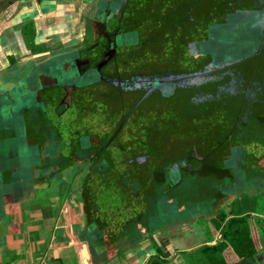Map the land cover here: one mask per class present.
Masks as SVG:
<instances>
[{"label":"flooded vegetation","instance_id":"obj_1","mask_svg":"<svg viewBox=\"0 0 264 264\" xmlns=\"http://www.w3.org/2000/svg\"><path fill=\"white\" fill-rule=\"evenodd\" d=\"M165 3L182 10L181 15L163 21L171 25V30L182 31V35L172 31L156 36L152 33V27L157 25L152 21L168 17L171 8L165 15L145 11L153 7L159 10ZM89 10L87 0L79 23L73 21L76 24L74 34L70 40L66 34L59 39L60 46L68 42L79 50L92 47L87 57L91 66L98 67L110 52V43L116 42L118 36L126 31L123 24L140 21L141 26L148 24L150 29L146 33L140 31L138 46L141 40L148 42L147 53L156 57L155 63L144 67L146 76L142 77V73L137 71L140 76H135V81L141 78L142 81L131 86H140L141 94L137 92L125 102L130 105L131 111L143 107L139 115L124 113L119 119L111 113V109L103 119L95 118L92 113H76L68 116L71 125L60 122V131L72 128L73 134L71 139L68 136L66 142L61 143L64 136L62 131L57 130L59 145L55 149H68L72 159L70 161L59 155L66 164L58 171L60 177L57 174V178H60L57 183L59 189L51 190L48 196L57 200L68 198L70 211L76 209V213H82L80 204L84 197L93 195L88 183L92 181L93 184L96 178L102 180L93 170L100 166L102 158L107 167L113 165L107 181L122 176L115 173L117 166L140 169L138 175L144 174L142 179L153 176L157 183L165 174L172 173L176 177L177 172L184 175V181L177 184L174 179L170 180V186L162 194L157 193L158 199L183 197L193 212L191 219L182 223V232L152 231L142 241L149 239L159 248L165 240L171 241L176 236L185 239L192 245V249L184 251L185 264H191L193 258L190 256L199 251L202 256L193 260H200V264H264V137L255 135V125L250 122L254 112L264 115V0H122L119 13L108 21L106 18L103 24L108 23L102 29L92 26L97 20H92ZM182 15L185 17L180 19ZM147 16L150 18L143 21ZM147 34L154 36L148 37ZM179 36L182 37V46L178 43ZM163 40L168 42L162 43ZM119 55L121 50L118 49ZM128 55L131 56L130 53ZM115 60H109L100 69L105 73L115 69ZM116 70L119 71V68ZM159 75L164 77L154 82L153 78ZM144 88L147 90L142 93ZM158 89H169V93L163 95ZM70 90H66L65 100L62 95L64 89L60 87L55 90L56 95H45L44 101L48 105L68 102L76 108H85V101L79 104V99H85L84 92L76 90L70 93ZM214 90L215 94L212 93ZM256 93H260L262 105L251 108L249 103L256 102ZM142 97L145 98L144 104ZM129 100H135L134 104ZM153 106L160 111L166 108L172 112L178 107L179 117L184 118V122L176 124L178 128L183 127L180 128L185 138L182 147L155 144L156 141L171 138L163 132L164 124L158 122L159 114L154 117L149 115ZM147 122H151V125L147 126ZM144 128L146 132L141 133ZM82 129H85L83 135ZM133 129H136L138 140L144 138L151 146H142L138 142L135 148H130L129 139L124 138L129 131L131 138ZM25 137L29 144L36 142L39 148L46 146L45 140L43 146L37 135L35 139L32 138L27 125ZM79 149H87L81 158ZM152 149L177 151L172 154L171 162L168 161L171 155H167L165 162L159 160L158 153ZM15 171L13 168L7 173L9 179L15 178ZM206 174L214 181L206 182ZM53 177L56 175L45 178L38 171L35 172V183L46 184L48 180L46 188L49 185L52 188L51 185L55 183ZM83 177L85 180H82ZM23 197L25 194H22ZM202 199L203 204L208 203V206L199 212ZM12 216L8 215L7 225L11 223ZM60 221L65 224L64 219ZM215 231L217 236L213 240L206 239V235ZM193 241L198 243L194 244Z\"/></svg>","mask_w":264,"mask_h":264},{"label":"water","instance_id":"obj_2","mask_svg":"<svg viewBox=\"0 0 264 264\" xmlns=\"http://www.w3.org/2000/svg\"><path fill=\"white\" fill-rule=\"evenodd\" d=\"M121 4L122 0H90L89 14L92 20H97L92 26L97 29L104 28V25H107V21L110 17L119 13ZM106 18L107 21L103 24ZM139 22L133 21L128 25L123 24V28H125L126 31L122 32V34L120 33L121 35L118 36L116 42L113 41L110 43L111 50L110 52H107L105 58L98 67L91 66L90 58L87 57L89 49H92V47L79 50V48L65 44L59 49L31 54L28 57L20 59L12 65L9 64L8 67H4V69L0 70L1 142L8 146V138L11 134V129H13V122L19 123L20 121H23L24 134H26L27 125L32 138L35 139L37 135L38 139L40 138L42 145L44 146V140L46 144L45 148L40 146V149H35L37 154L35 158L31 159V163L28 166L30 172L29 177L22 172V168L15 164L14 156L16 155H13V152H10L11 149H4V151L0 152V217H5L8 207L14 206L23 201L22 194L25 193L28 198H30V194H36L35 191L39 189L40 186V184L35 183L36 169L48 168L47 164L49 158L58 154L71 161L72 158L70 155L65 156L63 154L64 149H61L60 151L57 150L58 152L48 149L49 147L55 149L59 144L57 143V146H54L50 137H48V139L46 138L45 133L47 131L56 134L57 130L60 131V122L71 125L72 122L68 116L76 113L79 115L92 113L95 118L103 119L105 118L104 114L111 112L112 109L113 112L111 113L116 114L117 118L120 119L124 113L119 112V106L127 104L125 102L128 101L130 97H134L135 93L138 92L141 94L142 88H139L140 86H131V84L142 81V78L135 81V76L136 78L140 76L137 74V71L142 73V77L146 76L144 74V67L152 62L155 63V58H149L146 56L148 50L147 47L145 49L143 47L141 50V47L138 46L140 31H143V29H146V31L150 29L148 24L141 26ZM172 32L182 33V31L174 30ZM126 34H130L131 37L128 42H126ZM165 42L168 41H162V43ZM143 45H145V42H143L142 46ZM118 49L121 50V55L119 56ZM140 52H142L141 56L138 55ZM128 53H133L134 56H130ZM109 60H115L117 62L115 63L119 68V71L116 70L117 67L115 69H109L107 73L100 69L108 64ZM163 77V75L154 77V82H157L158 79ZM60 87L64 89V92L62 93L64 100L67 98L64 95L69 88H71L70 93L76 90H78V92H87L86 95L83 93L85 99H79V104L81 101L87 103L85 108L83 106L76 108L68 102H55L48 105V103L44 101V96H52L55 93V90ZM145 90L147 89L144 88L142 93ZM158 90L162 91L161 93L163 95H168L169 93V89ZM92 93H95L96 96ZM98 93H101V95ZM212 93L215 94V90ZM88 94L90 98H86ZM97 94L98 98H96ZM244 95L247 94L245 93ZM255 98L256 102H250L249 107L254 108L255 106L262 105L260 93H256ZM144 99L145 98L142 97L143 104ZM99 100H101V103H99ZM134 102L135 100H129V103L131 104H134ZM139 102H141V99ZM87 105L90 106V110H88L89 106L87 107ZM135 106H138V104H135ZM74 109H77V111ZM39 112L42 113V115H38ZM127 113L129 114L130 112ZM57 115L59 117H56ZM61 131L60 132L63 136H70L71 139L73 134L72 128H64L61 129ZM7 133H9V135H7ZM48 143H50L49 147H47ZM35 146L39 147L38 143L35 142ZM82 150L84 149H79V152ZM176 151L177 149H175L173 153H170L166 149H158L156 152L158 153L159 160L161 159L165 162L167 161V155H171L168 157V161L171 162V158L173 157L172 154ZM63 162L66 164L65 161ZM100 163V166L94 167L93 170L95 171L96 176L100 175L102 177V180H97L96 178L93 180V184H91L92 181L88 183V187L91 188L93 195L91 196L88 194L85 196L83 203L80 204V207H83L81 215L82 217L84 216L83 222L85 223L86 228L91 225V221H89L86 214L87 210H89L88 208H92L95 211L107 208L104 207L99 200L107 206L113 204L112 206H117L118 208L119 203L116 200L121 198L124 199L127 193L134 196L133 198L136 200L134 203L139 207V209H137L138 212L133 218L127 220L123 224V231L121 232L124 233L125 231L128 238L132 234V243L142 240L146 233L158 230L169 231L170 228L177 229L180 224L191 219L193 212L189 209L188 204H186L183 197H175L172 200L169 197L162 200L158 199V195L170 186V180L174 179L177 184H181V182L184 181V175L177 172L176 177L171 175L172 173L165 174L164 177L160 179V182L157 183V179L153 176H146L142 179L141 177L144 176V174L138 175L141 173L140 169L133 170V168L129 166H117L114 171L116 174H122V176L117 179H112V181H115L119 185V188L111 190L112 188L108 189L107 185L112 182L109 180L107 181V178L110 172H112L113 165L107 167L103 158ZM13 168L17 171H15V178L9 179L7 173L13 171ZM206 179V182L214 181V179L208 175L206 176ZM26 184L29 185L26 186ZM147 189L149 190L147 191ZM106 193H109L110 196L111 194L115 196V200L112 201L114 203H110V201L109 203L106 202L104 199L106 198L104 196ZM75 201L78 203L77 199ZM200 203L201 206L199 212L206 209L208 206V203L204 202L203 204V199ZM191 207L196 209L194 205H191ZM73 224L75 225L76 223L73 222ZM84 244L82 245L86 247L87 243L84 242ZM51 264H61V261H56Z\"/></svg>","mask_w":264,"mask_h":264},{"label":"crops","instance_id":"obj_3","mask_svg":"<svg viewBox=\"0 0 264 264\" xmlns=\"http://www.w3.org/2000/svg\"><path fill=\"white\" fill-rule=\"evenodd\" d=\"M86 4L87 0H0V70L31 54L69 45L60 46L59 39L66 34L70 40L76 29L73 21L79 23ZM38 43L46 47L34 51ZM45 185L40 184L39 189ZM133 197L127 193L124 199H117L118 208L113 204L99 211L88 208L92 226L86 228L82 213L70 211L68 198L37 194L28 198L25 194L22 202L8 207L5 217H0V264H171L175 260L185 264L184 251L192 245L183 238L165 240L156 248L149 239L132 243V234L128 238L125 231L121 233L123 224L138 212ZM104 199L108 203L115 200L111 196ZM180 229L182 224L170 228L174 233ZM216 236L215 231L209 240Z\"/></svg>","mask_w":264,"mask_h":264},{"label":"rangeland","instance_id":"obj_4","mask_svg":"<svg viewBox=\"0 0 264 264\" xmlns=\"http://www.w3.org/2000/svg\"><path fill=\"white\" fill-rule=\"evenodd\" d=\"M170 8H171V12H170V15L168 17L159 18V19H162L160 21H156V20L152 21L153 23H157V25H154L152 27L155 36L160 34L161 32H168V31L171 32V31H173V30H171V25L169 23H164L163 21L164 20H168V19H170V18H172L174 16L181 15L182 10L180 8L173 7L171 3H165L159 10L154 9V7H153L151 10L145 11L146 13H149V14L152 13V12H157V13H159L161 15H165V14H167L170 11ZM174 9H176V10H174ZM184 17L185 16L182 15V16H180V19H182ZM149 18H150V16L144 17L143 21H147V20H144V19H149ZM46 33H44L42 35H45ZM143 33H146V29H143ZM178 35H182V34L179 33ZM147 36L149 37V36H154V35L147 34ZM126 37H127L126 42L130 41V39H131L130 34H126ZM140 42H141V44H140L141 50H142L143 47L145 49L146 47L149 46V43L146 42L145 40H141ZM143 42H145V45L142 46ZM28 43L30 44V41ZM178 43H179L180 46H182L183 41H182V37L181 36L178 37ZM34 46H35V44H34ZM44 47H46V46L42 45V44H39L33 49H34V51L35 50L37 51L39 49H43ZM148 50H149V48H148ZM138 55L141 56L142 52H140ZM131 56H134L133 53H131ZM146 56L149 57V58H156L155 56L150 55L149 53H147ZM98 94L101 95V93H98ZM98 94H97L96 98H98ZM95 96H96V94H95ZM86 98H90L89 94L86 96ZM99 103H101V100H99ZM142 108L143 107H139V108L131 111L130 105L129 104H124V105H120L119 106V112H121V113L130 112L129 114L139 115L141 113V111H142ZM115 113H116V111H115ZM151 114H152V117H154V116L159 114L160 119L158 120V122H160L161 125L164 124L163 132L168 134L169 138H171V139H167V140L156 141L155 144L156 145L157 144H160V145L166 144L170 148H180V147H182V145H184L185 138H184L183 132L180 130V128H183V127L178 128L176 126V124H178L180 122H184L183 121L184 118L179 117L180 115H179L178 107H176L174 109V111L172 112V111H170L169 109H166V108H164L162 111H160L155 106H153L150 109V111H149V115H151ZM263 116H264L263 113L256 112L253 116L251 115L250 122L255 125V128H254L255 131H256L255 135H257V136H259V135L262 136L263 135V137H264V118H259V117H263ZM146 125L150 126L151 122H147ZM0 126H1V124H0ZM23 126H24L23 121H20L19 123L18 122H13V129H11V131H10L11 134L9 135V133H7V135L10 136V138H9V144L10 145L7 148V146L4 145L1 142L2 140L0 139V152L4 151V149H13L14 150L13 151V155H16V156H14L15 164H17L20 168H22L23 169L22 172L29 177L30 176V172L28 170V166L31 163V159L35 158V156L37 154V151L35 149H40V148L36 147L34 143L33 144L32 143L31 144L27 143L25 134L23 132ZM125 130H126V128H125ZM84 131H85V129H82V135H83ZM132 131L133 132H131L132 133L131 138H129L130 131L128 133V136L125 135V138H124V140L129 139L130 148H135L136 144H139L138 142H141L142 146H144L146 144H148L149 147L151 146V144L148 142V140H146L144 138L138 140L139 136H136V129L135 130L133 129ZM144 132H146V128L141 130V133H144ZM249 134H250V132H249ZM45 136H46L47 139H48V137H50V140H51V142H52V144L54 146H57V143L59 144V141L57 140V135L54 132L47 131L45 133ZM144 137H146V136H144ZM63 142H66V137L65 136L61 139V143H63ZM48 144H47V147L50 146V143H48ZM50 150L58 152L61 149H56V150L55 149H50ZM152 150L158 151V149H152ZM166 150L171 152V153H173V151L175 149H166ZM178 150H180V149H178ZM181 150H183V149H181ZM86 152H87L86 149L80 151L79 152V158H81V156L85 155ZM63 154L65 156H68V149H64ZM56 157H58V158L56 159ZM28 158H29V161H28ZM27 161H28V163H27ZM60 161H61V156H59L58 154L57 155H53L52 158H49V160H48V164H47L48 168H42V169H39V170L36 171V173L39 171L40 174H44L45 178H48V179L52 175H54V174L56 175V177H53V179H54L53 182H55V183L53 185H51L52 188L50 187V185H49L48 188H46L48 186V183H47L48 180H47L46 181V186L41 188V189H38L36 191L37 196L44 198V197H47L48 195L51 194V190L56 191L57 188L59 189V185L57 186V183L60 180V178H59L60 174L58 173V171L63 169V165L65 164V163H61ZM57 174H59L58 178H57ZM83 174H84V172L81 174V177L83 176ZM71 177H72V175L70 176V178ZM82 180H85V178L82 179ZM109 181H111L112 183L107 185L108 189L112 188L111 190H114V189L119 188V185L115 181H112V180H109ZM28 185L26 184V186H28ZM104 196L106 198H110L109 193H106ZM111 196L113 198L115 197L113 194H111ZM99 201H100V203H102V205H104V207H107V205L105 203H103L101 200H99ZM263 206H264V204H263ZM212 237H213V233L210 234L209 239H211ZM193 243L194 244L198 243V241H193ZM200 256H202V254L199 251V252H196L195 254H193L190 257H192L193 259H200ZM186 257H187V259L189 258L188 256H186ZM193 259H191V264H193V262H194ZM194 263H199L200 264L201 261L199 260V261L194 262ZM171 264H178V262H177V260H175Z\"/></svg>","mask_w":264,"mask_h":264},{"label":"trees","instance_id":"obj_5","mask_svg":"<svg viewBox=\"0 0 264 264\" xmlns=\"http://www.w3.org/2000/svg\"><path fill=\"white\" fill-rule=\"evenodd\" d=\"M209 186H211V184H209ZM163 192V191H162ZM162 192H161V194H162ZM179 197H181V196H179Z\"/></svg>","mask_w":264,"mask_h":264}]
</instances>
